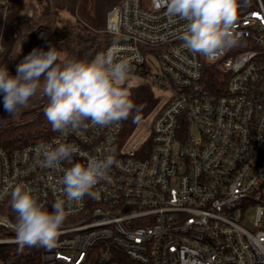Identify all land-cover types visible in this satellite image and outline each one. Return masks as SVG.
I'll return each mask as SVG.
<instances>
[{"label": "built area", "instance_id": "built-area-1", "mask_svg": "<svg viewBox=\"0 0 264 264\" xmlns=\"http://www.w3.org/2000/svg\"><path fill=\"white\" fill-rule=\"evenodd\" d=\"M12 3L0 0L4 18ZM237 4L241 43L213 59L185 49L187 22L154 0L110 9L104 54L117 48L131 65L127 78L147 86L157 106L128 136L123 121L101 128L89 120L79 134L0 147V264L23 254L11 190L27 185L52 211L67 199L66 170L108 155V178L73 204L57 247H36L40 264H264V0ZM61 143L79 148L70 163H36L38 146Z\"/></svg>", "mask_w": 264, "mask_h": 264}, {"label": "clouds", "instance_id": "clouds-1", "mask_svg": "<svg viewBox=\"0 0 264 264\" xmlns=\"http://www.w3.org/2000/svg\"><path fill=\"white\" fill-rule=\"evenodd\" d=\"M154 5L157 9L165 6V14L170 18L187 22L181 40L190 52L213 59L241 43V34L236 31L237 0H154ZM117 57L118 49L113 47L91 62L75 59L61 67L55 46L34 49L17 65L15 76L7 67H0L4 110L10 116L15 115L42 90L49 100L45 115L53 130L64 135L79 134L89 120L101 128L127 120L138 105L123 87L131 65L127 59ZM138 118L134 117V122ZM77 152L79 148L74 143H61L55 148L41 144L36 149V163L43 168L58 169L61 162L70 163ZM114 163V157L108 155L94 158L87 165L73 164L62 178L67 199L58 200L52 211L39 202L30 187L16 185L11 190L10 203L17 214L13 227L21 247H57L73 204L86 195L95 197V187L108 178V170Z\"/></svg>", "mask_w": 264, "mask_h": 264}, {"label": "trees", "instance_id": "trees-1", "mask_svg": "<svg viewBox=\"0 0 264 264\" xmlns=\"http://www.w3.org/2000/svg\"><path fill=\"white\" fill-rule=\"evenodd\" d=\"M120 0H33L30 10L26 0H13L11 7L3 17L0 7V32L4 51L0 53V67H7L13 76L17 74V65L24 56L17 47L21 36L30 37L36 31H45L47 40L38 48L47 50L55 46L59 53L58 63L61 67L68 61L74 60V53L81 44H90L95 52L100 51L108 42L107 35L103 32L106 26L107 13ZM96 38L94 43L93 38ZM24 51H29L24 47ZM217 76L211 77L208 87L214 90L217 86ZM123 87L128 88L131 99L138 109L123 121V134L128 136L136 129L140 121L145 119L157 106L158 99L145 85H135L130 78H126ZM42 90L31 99H35ZM30 99V100H31ZM48 104L33 106L31 101L15 115L28 118L33 112L39 114L16 125L3 130L0 135V147L8 150L22 148L30 143L47 139L56 133L48 121L45 110ZM4 108L3 94H0V109ZM4 118H1L3 117ZM6 112L0 116V122L12 117ZM139 118L135 120L134 117ZM37 246L20 247L23 254H16L19 264H40L38 261ZM12 251V250H11ZM10 252V250H9ZM18 256V257H17Z\"/></svg>", "mask_w": 264, "mask_h": 264}, {"label": "rangeland", "instance_id": "rangeland-1", "mask_svg": "<svg viewBox=\"0 0 264 264\" xmlns=\"http://www.w3.org/2000/svg\"><path fill=\"white\" fill-rule=\"evenodd\" d=\"M32 4H33V0H26V6H27V8L29 10L32 7ZM46 40H47V35H46V32L45 31H41V30L40 31H36L30 37H27V35L26 36H21L20 41H19V45H18L17 49L25 57L30 52H32L34 49H37L40 45H42L43 43H45ZM94 41H96V38L95 37H94ZM88 46H90V44H88V43L87 44H81L78 47V49L76 50V52L74 53V55H73L74 60L75 59H81V60H85L87 62H91L92 60L95 59V57L97 55L104 54L105 47L101 48L100 51L95 52L94 49L92 50ZM24 47L26 49H28L29 51H24ZM84 54L87 55V58H84L83 57ZM30 101H31V103H32L33 106H40V105L49 104L48 98L45 97L43 95V93L42 94H39L38 97H36L35 99H31ZM5 113H6V111L4 110V108H1L0 109V116L4 115ZM1 118H4V116L1 117ZM16 119H18L19 122L20 121L21 122H24L25 120L27 121V119H29V118L22 117L21 115L12 116V117H9V118H5L3 120V126L5 128L9 127L8 125H10L11 122H13ZM1 132L2 131H0V133ZM0 139H1V135H0Z\"/></svg>", "mask_w": 264, "mask_h": 264}]
</instances>
